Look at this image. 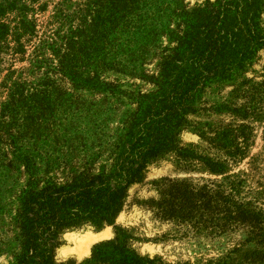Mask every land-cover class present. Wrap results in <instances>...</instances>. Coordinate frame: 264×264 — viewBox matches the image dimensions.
I'll list each match as a JSON object with an SVG mask.
<instances>
[{
  "label": "rangeland",
  "instance_id": "374dc122",
  "mask_svg": "<svg viewBox=\"0 0 264 264\" xmlns=\"http://www.w3.org/2000/svg\"><path fill=\"white\" fill-rule=\"evenodd\" d=\"M81 1L0 0L8 9V14L0 18V38L1 24L10 22L13 27L21 17L23 4L27 6L29 18L36 19L39 25L38 34L25 38L24 54L13 51L14 43L6 49L0 39V103L7 98V81L32 83L39 81L37 79L45 76L47 71H55L56 62L49 51L42 54L39 64L36 62V55L41 52L37 45L41 39L47 40L51 36L48 23L53 21L58 6L72 10ZM260 1L263 10L259 21L252 31L244 28L237 48L244 52L245 61L230 71L224 56L209 64L207 72L202 69L197 72L199 79L205 75L212 77L194 94L189 104L192 111L187 116L190 125L178 135L180 145L194 150L199 157L223 163L225 171L214 172L199 159L185 161L174 151L165 153L147 166L142 181L128 187L124 206L113 224L98 225L86 221L60 231L59 244L54 250L57 263H84L92 256L96 244L114 239L117 227H122L130 235L128 244L132 249L151 259L159 257L149 264H264V44L252 54L254 40L244 37L246 33L248 37H260V42L264 39V0ZM217 3L218 0L145 2V15L151 7L150 11H156L159 18L154 32L149 34L145 30V49L148 42L155 39V46L145 61V73L150 77L157 75L161 57L171 54L179 40L184 41L185 47L187 41H194L192 38L202 31L197 25L203 11ZM183 11L190 17H181ZM187 18L190 21L184 23ZM194 18L196 21L191 24ZM50 73L49 87L56 86L50 89L53 100L32 109L34 115L21 125L16 146L9 142L8 150L0 157V264H19L28 254L30 245L23 243L25 236L21 223L24 221L23 203L34 192L33 187L38 184L39 188H45L41 196L46 193L57 195L54 190L69 189L71 186L68 185L79 180L67 177L69 169L65 166L69 161L76 164L87 157L81 154L77 160L63 147L55 145L58 132L65 128L67 95L62 75ZM119 78L125 84V90L133 91L136 83L142 84L139 78ZM149 79L147 76L143 83L145 93L156 89ZM86 124L82 125L85 136L94 130L97 133L102 130L114 132L119 125L118 120L113 121L110 130L109 125L103 128L100 123L97 127ZM169 179L185 180L193 186L195 199L199 202L191 221L159 216L162 191L169 193V187L163 184ZM74 202L71 201L73 210L82 213L80 206L83 203ZM110 204L92 208L89 217H97ZM104 229L111 231V237L94 243L89 255L76 257L75 245L67 236L84 230L98 232Z\"/></svg>",
  "mask_w": 264,
  "mask_h": 264
},
{
  "label": "trees",
  "instance_id": "16d2710c",
  "mask_svg": "<svg viewBox=\"0 0 264 264\" xmlns=\"http://www.w3.org/2000/svg\"><path fill=\"white\" fill-rule=\"evenodd\" d=\"M152 1L82 0L72 10L59 5L53 21L48 23L51 36L41 39L37 45L41 52L36 55L39 64L42 54L51 52L55 71H47L32 83L14 79L6 82L7 98L0 103V157L8 150L9 142L16 146L21 125L34 115L32 109L53 100L50 89L56 86L49 87L50 72L62 75L67 95L65 128L58 132L55 145L63 147L77 160L81 154L87 156L83 162L69 161L65 166L69 169L67 177L79 180L68 182L73 183L68 185L69 189L54 190L57 195L41 196L45 188L37 184L25 199L21 229L25 236L23 243L30 246L19 264H75L54 260L60 231L86 221L113 224L124 206L128 187L142 181L147 166L169 151L176 152L185 161L199 159L214 172L225 171L223 163L199 157L194 150L180 145L178 135L190 125L187 116L192 111L189 104L194 94L212 77L205 75L199 79L197 72L201 69L207 72L209 64L224 56L230 71L245 61L244 52L237 48L244 28L252 31L259 21L263 10L261 1L218 0L197 21L202 31L192 38L195 40L187 41V47L179 40L171 54L161 57L157 75L150 77L145 73V61L155 46V39L145 49V30L149 34L154 32L159 20L157 12L150 11L151 7L145 15V2ZM26 8L24 4L21 6V17L13 27L10 22L1 24L0 39L6 49L14 43L15 53L24 54L25 38L39 32L37 20L29 18ZM7 12L0 3V18ZM182 13L181 17H190L188 12ZM188 21L187 18L184 23ZM195 21L194 18L191 24ZM244 37L254 40L252 54L264 44V39L259 41L260 37H248L246 33ZM119 76L139 78L142 84L136 83L133 91L125 90ZM147 76L156 86L149 93L143 91ZM115 120L119 125L114 132L94 130L85 136L82 130L85 122L92 126L100 123L103 128L109 125L111 130L110 124ZM167 182L163 186L169 187V193L161 189L159 216L191 221L199 202L193 186L185 180ZM71 201L83 203L82 213L73 210ZM107 202L111 204L103 213L93 219L89 217L92 208ZM129 237L124 228L117 227L116 237L96 244L92 256L80 264H149L159 260L132 249Z\"/></svg>",
  "mask_w": 264,
  "mask_h": 264
},
{
  "label": "bare ground",
  "instance_id": "6f19581e",
  "mask_svg": "<svg viewBox=\"0 0 264 264\" xmlns=\"http://www.w3.org/2000/svg\"><path fill=\"white\" fill-rule=\"evenodd\" d=\"M121 221H124L123 217H121ZM111 235L112 233L109 229H104L98 232L84 230L73 233V235L67 237L75 245L76 257L83 258L91 253V248L94 243L108 239ZM63 253H65V251H63Z\"/></svg>",
  "mask_w": 264,
  "mask_h": 264
}]
</instances>
